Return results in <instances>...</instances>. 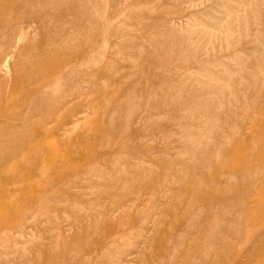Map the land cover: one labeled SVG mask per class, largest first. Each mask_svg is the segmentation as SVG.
Wrapping results in <instances>:
<instances>
[{
  "label": "rangeland",
  "instance_id": "obj_1",
  "mask_svg": "<svg viewBox=\"0 0 264 264\" xmlns=\"http://www.w3.org/2000/svg\"><path fill=\"white\" fill-rule=\"evenodd\" d=\"M0 264H264V0H0Z\"/></svg>",
  "mask_w": 264,
  "mask_h": 264
},
{
  "label": "bare ground",
  "instance_id": "obj_2",
  "mask_svg": "<svg viewBox=\"0 0 264 264\" xmlns=\"http://www.w3.org/2000/svg\"><path fill=\"white\" fill-rule=\"evenodd\" d=\"M51 141V140H50Z\"/></svg>",
  "mask_w": 264,
  "mask_h": 264
}]
</instances>
